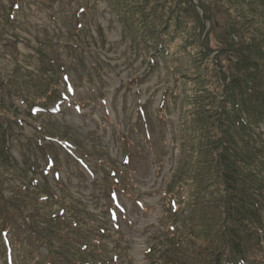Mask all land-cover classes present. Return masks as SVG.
Wrapping results in <instances>:
<instances>
[{
    "label": "rangeland",
    "instance_id": "obj_1",
    "mask_svg": "<svg viewBox=\"0 0 264 264\" xmlns=\"http://www.w3.org/2000/svg\"><path fill=\"white\" fill-rule=\"evenodd\" d=\"M130 1L0 0V130L7 132L12 160L0 169V193L19 200L15 186L30 176L37 193L46 192L42 184L51 188L46 207L61 209L67 220L59 244L82 247L92 264H179L178 253L161 251L186 241L197 251L224 252L229 232L210 231V217L203 214L207 200L195 188L205 178L212 195L223 190L225 179L211 183L219 146L209 131L218 112L232 115L229 96L244 66L228 40H238L234 48L246 51L249 40L264 36V0H160L159 26L170 15L169 55L163 58L152 56L142 38L145 22L136 21L145 10ZM256 65L258 72L249 68L242 78L251 74L249 82L255 81L248 90L259 92L264 61ZM43 94L52 96L48 104L39 98ZM247 121L243 135L263 150L264 169V120ZM240 194L238 202L247 203ZM170 198L177 213L168 207ZM261 213L264 223V206ZM20 215L8 212L11 231L1 232L0 264H66L48 250L55 242L29 238L43 233L55 240L58 234ZM30 227L39 233L27 234ZM169 232L185 236L173 240ZM261 244L242 256L243 264H264V236Z\"/></svg>",
    "mask_w": 264,
    "mask_h": 264
},
{
    "label": "trees",
    "instance_id": "obj_2",
    "mask_svg": "<svg viewBox=\"0 0 264 264\" xmlns=\"http://www.w3.org/2000/svg\"><path fill=\"white\" fill-rule=\"evenodd\" d=\"M138 1L135 2V0H131L130 2L133 5L139 4V6H142L143 10H145L143 12H139L140 16L136 20H143V22H145V24L140 25V28H145L144 31H142V38L145 40L147 39L146 45L148 46V48H153L152 56H158L161 58L165 56L167 57L169 55V49L165 44V31L167 30L166 25H168L170 15L166 16L167 22L165 25L159 26V22L157 21L164 15L163 13H160L159 10H161L165 3L163 2L162 6L159 7L157 5L160 3V0H140L139 3ZM223 1L232 4H234V2L236 1L237 4L241 1L243 3L249 2V0ZM150 2L153 3V6H148ZM127 3L128 1H124L123 4L125 6H121V4L119 5L124 8L126 7ZM119 5L116 4L115 7L118 8L120 7ZM147 9L148 11H146ZM254 9L255 8H253L251 12L254 11ZM150 11L152 14H149ZM144 13H146L147 15ZM141 14L143 16H141ZM201 17L199 18V20H201ZM205 19H208L206 15ZM249 19L250 21L254 20L253 17ZM133 31L134 33L136 32V30ZM137 34L140 37V33L138 30ZM236 42H238V40H228L229 46H231L232 49L235 50L234 53L238 57H241V63L247 68L243 66L244 68L241 67L239 69L240 79L237 81V85H234V88L231 90V95L229 96L232 115L227 116L225 113L226 111L218 112V115L212 119L214 122L213 129L209 131V133H211L213 136L212 142L214 144H218L219 146V152L217 154L218 162H216V165L214 167L216 171H218V174H215L213 176L210 175V177L212 176L211 183L214 181H216L217 183V180H219L218 178H220V181H224L225 179L224 184L221 181V183L223 184V190H219L218 192H216V194L212 195V192L215 191V189L212 187L210 182L205 180V178L202 180V184L195 188L197 190L196 193L201 194L202 198H205L207 200L205 202V206L203 207V214L205 218L210 217L208 228L210 229V231L218 228L220 230L227 229L230 238L229 247H227L224 252L219 250L218 248H213L214 250H211L210 248L209 251L207 249L206 251L202 252L197 251L198 249L196 248V245L194 244L195 247H192L191 244L188 243V241L182 244L181 247L179 246V244H173L169 249L167 248L168 250H166L164 246L161 253H178L179 258L181 259V263L179 264H243L241 259H243L248 253L250 254L252 250L258 251L262 247L261 243L264 236V223L261 208L264 206V174L262 173V170L264 169L262 165L261 155L263 154V150L261 149V147H259L258 149H254L252 137L243 135V132L246 133L247 126L249 127L247 119H253V122H255L256 124H259V122H262L264 120V79L262 78L261 82L259 81L261 83V88L260 85H258L257 88L259 92H255V90H248L253 88H251V85H253L255 81L254 79L252 80V82H249V79H252L251 74H249L248 77L246 76L247 78L242 77L245 76V73L249 68L251 73L256 71L258 72V69H260L256 65V63L260 60L264 61V36L258 38L255 37V39L249 40L248 43L250 44V46L247 47L246 51L240 50L239 48L235 49L234 45ZM146 57H148L147 53ZM52 84L53 83H51V85ZM49 88L55 89V86L53 85V87ZM245 94L248 95V103L251 102L252 98L255 99L253 105H245L247 104V102L244 101ZM39 98L42 99V103L48 104V102H50L49 99H51L52 96L49 97V94H43ZM195 113L196 112H194V114ZM194 114H191V117H193V119H195V117L193 116ZM247 116L249 118H246ZM0 131L1 169L4 163L12 164V160H10V157L8 156L9 145L7 144L8 140L6 139L7 132H4V130ZM213 133H216L215 137ZM183 142L185 143L186 140H183ZM250 143L253 147L252 149L250 147ZM254 150L257 152L255 153ZM32 166H34V163H32ZM46 167L48 169V164H46ZM46 172L47 171L44 169V174ZM207 173L214 174L211 171ZM261 173L263 177L261 176ZM32 174L33 173H31V175ZM36 181V178L30 176L27 180L24 181L23 184H20V186H15V188L18 187L19 191L15 192L14 190V193L18 195L17 198L19 200L24 201L23 205H20L19 200L15 201L13 198H11L12 194L9 196H3L2 192L0 193V230L11 231L9 225L7 224L9 211L18 212V217H20V214L23 212L22 217L26 221L27 219L30 220L29 225L33 221H35L36 223L40 221L42 223L40 227H43V230H47V232L49 233L53 232L55 234H58L56 235L55 240L51 239L48 236H44L43 233L36 237L35 235H29V238H37L43 244L48 243L49 245L55 242L54 246L52 247L50 245L48 250L51 253L58 252L59 256L64 258L66 264L68 262L75 261H77L78 264H92V259H90L89 257L90 255L88 253L86 255L85 251L82 252V247L76 248V246H67L66 243L62 246L59 244L60 241H63L65 239L66 229L68 228L66 225L67 220L65 219V216L62 215L61 209L55 210L46 207L48 194H52V190L51 188L47 187V185L42 184V187L45 186L46 192H44V195L37 193L36 191L38 190L33 187L34 185L38 184L35 183ZM1 189L2 188L0 187V191ZM222 191H224V194ZM256 191L259 192L256 194ZM241 192L247 195V197H245V199L247 198V203L245 204H240L238 202L240 200L239 195H241ZM196 193L191 194L192 200L197 202L198 199ZM258 194H261L262 196H258ZM249 202H251V207L248 206ZM238 204H240V206ZM63 207L65 208V206ZM231 213H235L233 223L229 221L232 217L230 215ZM60 224L62 225L60 226ZM34 225L37 226L36 224ZM171 228L173 229L172 225ZM34 229L35 227H30V230H28L27 234H30V231L39 233L37 229ZM59 231L61 232L59 233ZM74 232L78 234L77 231ZM219 235L221 234L218 233L217 236ZM168 236L170 238H173L174 240L185 236V234H180L179 232L178 234L169 232ZM82 239L83 238L80 237L78 240L81 241ZM190 242L193 243V239H190ZM92 243L93 241H91L90 245H92ZM25 245H27V247L30 249L27 243H25ZM57 247H60V249H57ZM84 247L88 248L87 245ZM202 253H205L206 257L202 258ZM47 264H51V262H47ZM166 264L177 263H173L167 260Z\"/></svg>",
    "mask_w": 264,
    "mask_h": 264
}]
</instances>
